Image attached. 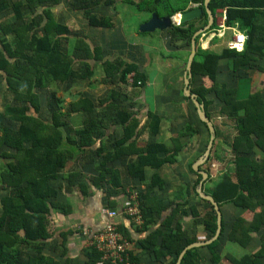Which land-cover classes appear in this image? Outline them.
<instances>
[{
	"label": "trees",
	"instance_id": "1",
	"mask_svg": "<svg viewBox=\"0 0 264 264\" xmlns=\"http://www.w3.org/2000/svg\"><path fill=\"white\" fill-rule=\"evenodd\" d=\"M117 1L73 0L72 9L83 14L89 27L112 29L113 20L107 16H97L94 11L101 5H113ZM120 1L133 5L139 13L170 18L188 11L193 5L201 8L203 15L200 19L184 25H173L167 31L171 42H181L189 51L194 34L208 23L205 0ZM56 2L57 0H0V79L13 98L11 104H7L3 112H0V264H62L57 258L45 253L48 249L54 254L59 251L61 254V245L53 239L54 234L50 228L52 211L69 212V207L59 200L63 187H60V183L56 187V182L68 186L77 182L78 188L85 195L88 194V186L108 192L109 188L114 187L113 190L124 184L122 180L114 184L117 175H109L107 162L110 159H123L137 153V161L128 163L126 167L132 178L145 182V168L158 170L174 162L178 151L177 148L171 151L164 144L156 142L148 144L144 152H136L134 144L125 148L126 142L134 141L137 125H132L129 117L124 116L127 112L123 103L128 108L134 106L128 103V95L123 92L121 95L120 91L110 90L98 104L87 97H78L76 101H71L69 111L64 107L65 101L55 97V92L52 91L53 93H49L51 103L46 104L47 114H42L43 92L52 82L70 84L72 81L90 79L96 74L95 64L101 65L105 84L117 86L126 83L133 75V87L143 89L147 85V75L136 64L122 60L105 61L101 49L94 47L88 36H74L76 45L72 53L63 47L60 37L72 36V32L53 17L52 9ZM209 8L212 14L217 10L225 11V25L237 27L247 36L245 49L241 53L227 48L217 54L197 47L191 81L192 93L204 104L212 123L214 120L209 108L216 105L219 108L217 113L234 123V138L231 142L227 137L224 138L233 157L227 168H232L225 170L220 180L207 193L219 206L232 204L238 209L253 213L251 222L243 217L236 218L229 233L231 242L245 247L250 240L249 233L258 232L264 227V87L262 92L241 101L238 88L228 86L227 83L220 84L218 77L222 63H229V73L232 76H241V71L252 69L255 65L264 72L259 66V59L264 57V25L261 24L264 0H211ZM39 9L42 11L39 12ZM10 12L14 14L13 23L4 21V16ZM26 14L31 16L29 21ZM198 40L199 38L197 42ZM76 63L83 68L76 71ZM205 81L211 83L209 88L203 84ZM184 99L194 108L198 122L207 132L206 151L210 139L208 127L198 118L191 99L185 96ZM97 109H104L105 114L101 115ZM106 111L115 112L125 133L114 148V153H107V148L102 144L98 150L94 148L96 140L104 138V131L100 128H104L103 116L106 117ZM73 113L84 114L83 128L80 130H74L68 124V118ZM160 124L159 117L148 113L146 128L150 135L159 134ZM214 128L216 139L212 152L217 140L222 138L215 125ZM188 132L192 136L198 134L192 125L188 127ZM184 134L185 131L179 136ZM180 139H173L172 142H178L181 149ZM161 154L166 159H159ZM96 156H101L102 162L96 168L94 177L84 179L85 175L78 170L61 175L68 163L77 161L79 157L83 160L86 158L87 167L91 168L89 165L95 163ZM216 158L217 162L223 163V159ZM190 169L193 171L192 165ZM201 179L202 176L199 175L193 188L195 195ZM209 182H212L210 176L205 183ZM163 185L165 182L155 176L140 197L145 217L143 228L146 231L148 226L158 225L162 212L167 210V206L170 207V202H165L164 205L156 202L151 212L144 209L154 188L162 189ZM205 203L209 210L203 219L199 218L196 207L190 206V211L197 218L195 223L201 222L206 234L212 238L217 230V215L212 205ZM107 204L112 210L116 209L111 202ZM189 204L188 199L184 204L175 205L172 214L162 222L156 233L146 243V239L139 241L137 247L145 252L155 253L157 260L169 255L177 260L186 247L196 242L183 229L182 221L178 223V218L188 217V211L182 209ZM63 237H66L65 233L57 238L61 240ZM158 237L160 240L157 246L150 244V241L153 242ZM261 241L257 254L240 260L230 258V264H264V235ZM217 246L218 242H215L205 247L213 255L212 264H220ZM200 250L201 248L189 250L182 264H198L199 259L194 254ZM85 257L84 264H107L100 259L101 254L95 247L90 248Z\"/></svg>",
	"mask_w": 264,
	"mask_h": 264
},
{
	"label": "crops",
	"instance_id": "2",
	"mask_svg": "<svg viewBox=\"0 0 264 264\" xmlns=\"http://www.w3.org/2000/svg\"><path fill=\"white\" fill-rule=\"evenodd\" d=\"M122 4L125 5L124 2L118 0L113 5H115V8H117ZM126 5L128 6V4ZM191 7L195 8L197 6L193 5ZM41 11L42 9H39V12ZM117 14L119 18L121 16L120 13L118 12ZM179 15L180 14L174 16L173 18L176 17V20H178L177 17ZM225 15L226 12L223 10H217L216 13L213 14L216 24V25L214 24L213 27H216L215 29L219 28L220 25L224 22L222 18ZM67 20L69 21V18H67ZM261 24L264 25V14L262 15ZM64 26L68 27L70 32H72V27H70L69 22ZM87 26L89 27V25ZM114 27L112 29H105V30H109L111 32L115 29ZM234 28L238 29L237 27ZM96 30H101V29H96ZM161 33H164V31H162ZM142 34L145 35L144 33ZM209 34L210 32L200 36L202 37L201 38L202 40L200 41V43L198 40L197 47H207L205 50H211L217 54H220L224 49H227V44L233 37V32L231 30H225L224 36L221 37L215 36L211 40H208ZM67 37L70 36H62L60 37V40L63 42V40L66 39ZM168 39L170 42L171 38L169 34L166 35L164 38L165 43L166 40ZM127 41L129 42V39ZM169 42L167 47L168 50L177 51L178 55L175 60L176 64L174 65V68L177 71L175 76V84L172 85V87H170L168 91L165 90L162 94H158V93L151 95L149 94V89L153 87V82L151 81V78L147 74L146 69H144V66L146 64L141 65L138 63L137 61L138 59L136 60L134 58H132L131 60L125 59L124 50L126 49V47H124L125 42H123L124 43L122 44L123 46L116 47L119 49L118 53H116L115 51L116 48H114L112 52V56L104 57V60H109V61L122 60L126 63L136 64L138 68L141 70V72L147 75V85L143 89H140L139 87L135 88L133 87L134 79L133 78L130 79V77L126 83H121L117 86L112 84H105L102 81L103 84L101 85L102 86L105 85L107 89H106V93L100 99L106 97L110 92V90L120 91L121 95L122 92L124 95H128L129 93L131 94V96L133 95L134 97L133 100L130 98L127 99L128 103L134 106L133 108H128L126 103H123L122 105L124 108H126V112H127L124 114V116L129 117L128 119L129 121H132V125L134 126L137 125L135 126L136 131L133 137L134 141L129 140L128 142H126L124 144L125 148L130 147V144H134L135 146L134 149L136 152H144V150L147 148L148 144L150 143L156 142V143L164 144V146L170 149L171 151H173L174 149L176 150V148L178 149L177 154L174 157V162L166 164L165 166H162V168L158 170L150 167L145 168V172H144L145 182H142L138 179L132 178L126 167L128 163H134L137 161L138 159L137 153L132 154L130 156H126L123 159H119L117 157L110 159L107 162V167L108 169H110L109 175L110 176L117 175V178L115 177L114 179L115 183L114 182L113 183L116 184L118 181L122 180L124 184H122V187L117 186L116 189L113 190L112 188L114 187L109 188L108 192L95 188L93 186H88L89 187L87 191L88 194L85 195L78 188L79 184L77 182L72 186H68L62 182H56L55 185L56 187L59 186V183H60V187H63V190H61L62 191L61 194H59V200L65 203L69 207V212L64 213L61 210L52 211L50 228L52 233L54 234L53 239H55L58 242V244L61 245L60 246L61 254L60 251L54 254L50 252L52 250L48 251V249L45 250V253L48 256L57 258L59 261H61L62 264H66V263L84 264V262L86 261L85 253L92 247L93 248L95 247L97 249L95 245H90L89 243L90 236L95 233H99L105 227L106 223L109 220L105 213V211L107 210L119 211V214L115 219V223L117 224L120 232L129 242L128 251L124 255V259L126 261H129L130 264H178L179 263L178 261L181 254L179 255L177 260L173 255L172 256L169 255L166 256L164 259L157 260L155 258L156 257L155 253L145 252L142 249L138 248L137 245L139 241H142L144 239H146L145 241L146 243L149 240L148 238L151 235L155 234L156 231L160 228L162 222L172 214L174 206L177 204H184L188 199L190 200V204L184 206L182 209V211L183 210L188 211V217H186L185 219L184 218L181 219V217L178 218V223L182 221L181 224L183 225V229L189 232L190 234L189 236L191 238H194L196 240L195 243H200V242L204 243L214 237L213 236L212 238H209L201 222H199L198 224L195 223V219L197 218L193 217L190 211V206L196 207L198 213L200 214L199 218L203 219V217L209 210V208L207 207V203H205L207 201L204 202V200H202L197 193V189L199 185L196 188V193L198 196L195 195L193 192V188L196 185L198 181V176L200 174L194 168H192L194 172L190 169V166L194 165L196 161L202 156V154L200 155V153L203 151L205 152V150L203 149L204 141H205V129L198 122L194 108L191 106L190 103H188L184 99V78H185L186 64L191 51L187 50L181 42H177L178 47H174L176 45L169 46L170 44ZM119 44L120 43H118V45ZM135 44L138 45L139 42ZM92 45L93 46L95 45L94 47L100 48L98 43H92ZM212 48L214 49L212 50ZM103 53L105 56L106 50H104ZM228 64L229 63L221 64L220 66L221 71L218 80L220 84L232 83V85L235 88H238L237 90L238 97L241 101L246 100L250 95L260 93L263 91L264 72H262L260 68H258L255 65L254 68L252 69L249 70L246 69L247 71L246 70L241 71V76L240 75L232 76L231 73H229L230 67ZM259 64L257 65H259L262 69H264V57L259 59ZM97 65L100 64H95L94 67H96ZM102 75L103 76H101V78L104 80L105 79L104 73H102ZM76 81H82V80H76ZM63 85H67V84H61V83L58 84L57 82H52V84L49 85V88L45 89L46 91L43 92V96L45 97L49 95V93H51L52 91H54L55 93L57 92L59 94L61 89L63 91ZM127 86L129 87L126 88ZM233 86L231 88H233ZM62 97L65 98L66 100L70 99V101H76L78 97H80V95L74 96L68 94ZM65 99L63 100L65 101ZM42 104L44 106L42 114L46 116L47 114L46 112L48 109L46 108V100L43 101V98H42ZM96 104H98V102ZM213 107L211 110L209 108L211 112L213 111ZM3 110L4 108L0 110V112H3ZM97 110L98 112L102 113L101 115L105 114L104 109H97ZM106 113H107L106 117L103 116L104 128H100L102 132L104 131V136H103L104 138L103 140H96L97 142L94 145V148L95 150H98L102 144L105 145V147L107 148V153H114L113 152L114 148L117 146V143L120 142V140L125 136V133L123 131V125L119 121V117L115 115V112L111 113V111H106ZM148 113H151L161 119L160 132L157 136L150 135L146 128V124L148 121ZM35 116L37 115L35 114ZM83 121H84L83 113H73L68 118V122H69L68 124L74 130H80L81 128H83L82 127ZM191 125L194 128H196L198 134L192 136L191 133L188 132V127H190ZM184 131L186 134L180 137L179 135ZM176 138L179 139L181 138L180 139L181 141L180 146L182 144L181 149L178 147L179 146L178 142L172 145V140ZM207 139H208V135H207ZM191 141H194L193 147L190 146ZM164 157L166 159V156L161 154L158 158L160 159ZM77 159H76L77 161L68 163L73 165V167L68 171V173H72L74 172V170H78L79 173L85 175L84 179H88V177H94V174H96L95 172L96 168L102 162L101 156H96L95 163L93 165H89L91 166V168H88L86 158L84 160L82 157H79ZM199 169L201 171L207 172L208 175L211 177V179L213 178L209 173V171H206L205 168L201 167ZM65 172L66 169L61 173V175H64ZM155 176H158L160 179H162L165 182V185H163L162 189L159 187L154 188L149 198V203H145L144 209L145 211L151 212L150 210H152V207L154 204H156V202H158L159 204L163 203V205L165 204V202H170V207L167 206V210L162 212L159 224L156 226L154 225L148 226V230L146 231L143 228L145 217H144V212L142 211L140 197L143 193L146 192L147 186L150 185L152 179ZM79 180L82 181L81 178H79ZM213 180L214 179H212V181ZM211 185H212L211 182L204 183L203 192L205 194L210 195L209 193H207V191L210 190ZM133 197H136V200H134ZM108 202H111L112 207L113 208L116 207V209L112 210L110 205L107 204ZM136 203H137V208L140 211L142 217L141 223L136 222L133 216H127L124 213V209L126 207L129 206L131 207ZM219 208L222 214V230L220 236L215 242H218L216 252L220 259V264H230L229 261L230 258L240 260L245 256H251L257 254L261 247V242H262L261 238L264 235V227L261 228L258 232L249 233L250 240L245 247L233 243L229 239V233L231 231L235 219L238 217H243L246 221L251 222L253 219V213L249 211L245 212L242 209L236 208L232 204H223L219 206ZM86 231H90V233H87ZM63 233L66 234V237H63L61 240L58 239L57 237ZM159 240L160 237L155 239L153 242L150 241L151 242L150 244L157 246L159 244L158 243ZM207 246L209 245L193 248V249L201 248V250L197 254H194V257L199 259L198 264H212L213 255L205 248ZM97 251L101 254L100 259H102L103 253L100 252L98 249ZM133 258L134 260H132ZM112 260L113 257L111 261ZM182 261L179 264H182ZM262 263H264V259H262Z\"/></svg>",
	"mask_w": 264,
	"mask_h": 264
},
{
	"label": "rangeland",
	"instance_id": "3",
	"mask_svg": "<svg viewBox=\"0 0 264 264\" xmlns=\"http://www.w3.org/2000/svg\"><path fill=\"white\" fill-rule=\"evenodd\" d=\"M136 1L138 2L139 0ZM72 3L73 0H57L55 6H53L52 9V12L54 13L53 17L57 22L62 25H65L69 22L70 27H72V36L67 37L62 42L63 47H65L70 53H72L73 49H75V37H80L82 35L88 36L91 39L92 43H98L103 55V51L106 50V54L104 57H111L113 49L116 47L123 46L122 44H124L123 42H125V59L131 60L132 58H134L136 60L138 59L137 61L139 64H146L144 66V69H146L147 74L153 82V87L149 89L150 95L156 93L162 94L165 90L168 91L169 88L175 84V76L177 71L174 68V65L176 64L175 60L178 54L177 51L168 50L167 47L169 39L166 40V43L164 41L165 36L168 35V30H165L164 33H161L162 31L157 30L152 33H144L145 35L140 32V27L144 23L149 21L152 15L146 13H139L133 5L127 6L126 4H122L121 6L117 7L118 9L115 8V5H111L109 7L101 5L100 7L95 9L94 13L97 16L108 15L107 17H110L112 20H114L113 22L115 23V29L111 32L109 30H96L87 26L88 23L84 18L83 14L72 9ZM118 12L121 15L119 18L117 14ZM26 15L29 21L31 19V16L29 14ZM4 17V21H8L9 23L14 22V14L12 12H10V14L8 15H5ZM67 18H69V21L67 20ZM201 38L202 37L199 38V43L202 40ZM128 39L129 42L127 41ZM137 42H139L138 45L135 44ZM118 43L120 44L118 45ZM169 43V46L176 45L174 47H178L177 42L174 43L170 41ZM202 48L206 49L207 47ZM213 49L214 48H212V50ZM118 50V48L115 49L116 53L119 52ZM81 68L83 67H80L78 63L74 65L75 70ZM102 73L103 70L101 66L97 65L96 75L94 77L82 81H72L70 84L63 85V91L61 89L59 94L56 92L55 97H57L58 99H65L62 96H66L68 94L74 96L81 95V98L87 97L97 103L98 100L102 98V96L106 93L107 89L105 85H101L103 84V79L101 78V76H103ZM131 78H133V76H130V79ZM205 82L206 83L203 84L209 88L211 86V83H209L208 81ZM90 84H95V86H92ZM227 84L228 86L232 85V83ZM129 86H127L126 88H128ZM129 98L133 100L134 97L133 95L131 96V94L129 93L128 99ZM45 100L46 104L50 105V94L43 97V101ZM12 101V94L5 90L4 82L2 81V79H0V110H2L7 104H11ZM65 101L66 102L64 107H66V111H69L71 101L70 99H65ZM218 110L219 108L214 106L213 111L211 113L213 114L214 125L218 128L219 132L221 133L223 141L222 138L217 140L215 144L216 146L213 152L211 153L210 159L208 160V162L201 166L207 169L213 177L212 179H214L211 182V187L209 186L210 188H212L215 183L220 180L223 175L222 173H224L225 170L232 168V166H230V168H227V164L229 163V161L233 160V157L229 147L226 145L225 142H227V140L231 142V140L236 134L235 129L233 127L234 123L229 121L226 117L220 116L217 113ZM226 137L227 140L224 139ZM206 141L207 132L205 131V141L203 146L204 150L206 146ZM172 145H174L173 142ZM193 145L194 141H191L190 146L193 147ZM204 153L205 152L203 151L200 153V155H203ZM216 157H219V159L221 160L223 159V163L217 162ZM193 166L194 165H192V168ZM72 167V164H68L65 174L68 173V171ZM86 232L90 233V231Z\"/></svg>",
	"mask_w": 264,
	"mask_h": 264
},
{
	"label": "water",
	"instance_id": "4",
	"mask_svg": "<svg viewBox=\"0 0 264 264\" xmlns=\"http://www.w3.org/2000/svg\"><path fill=\"white\" fill-rule=\"evenodd\" d=\"M210 1L211 0H205V2H204V8H205V12H206L207 17H208V23L203 29H200L199 31H197L194 34L193 39H192L191 52L189 54L188 61L186 64V71H185V78H184V96L186 98L191 99V101L193 102L194 106L197 109L198 118L200 119L201 122L206 124V126L208 127V130H209V133H210V139H209V142L207 145V149H206L205 153L198 159V161H196L193 168L202 176V179L199 183V187L197 189V193L202 200L207 201L208 203H210L212 205V207H213V209L217 215V230H216V233L212 239H210L204 243H202V242L194 243V244H191L190 246H188L181 253V255L179 257V261H178L179 263L182 261L185 254L189 250H191L193 248L206 246V245H210V244L214 243L218 239V237L220 236L221 230H222V214H221L219 205L212 196L207 195L203 192L204 183L209 178V175L207 172L201 171L199 169L202 165H204L210 159L212 149L214 147V143H215V139H216V132H215V128H214L212 121L209 119V117L206 114L204 104L200 103L198 101V96L195 93H192V90H191V81L193 79L192 65H193V62H194V59L196 56V52H197V39L201 35L211 31L214 24H215V19L213 17V14H212L210 8H209ZM202 15H203V10L199 7L191 8L188 11L181 13L179 15L178 20H176V18H172V17L171 18L170 17H159L156 14H152L151 19L149 21H147L146 23H144L140 27V32L141 33H152V32H155L157 30L165 31V30L170 29L175 24L184 25V24L189 23L191 21H195L197 19H200L202 17ZM208 37H209L208 40H211L214 37V35L210 34V35H208Z\"/></svg>",
	"mask_w": 264,
	"mask_h": 264
},
{
	"label": "built area",
	"instance_id": "5",
	"mask_svg": "<svg viewBox=\"0 0 264 264\" xmlns=\"http://www.w3.org/2000/svg\"><path fill=\"white\" fill-rule=\"evenodd\" d=\"M224 22L219 28L210 32L215 36H224L225 30H231L233 32L232 39L228 42L227 48L234 50L237 53H241L245 49V43L247 36L244 32L239 31L234 27H227L225 25L226 16H223ZM209 34V35H210ZM136 200V197H133ZM107 218L109 219L105 227L99 232L90 236V245H95L97 249L103 253L102 261L110 264H130L129 261L124 259V255L128 251L129 242L124 235L118 229L115 219L117 218L119 211H105ZM124 213L127 216H133L136 222L141 223L142 217L140 211L137 208V203L133 206L126 207ZM113 257V260L111 261Z\"/></svg>",
	"mask_w": 264,
	"mask_h": 264
},
{
	"label": "clouds",
	"instance_id": "6",
	"mask_svg": "<svg viewBox=\"0 0 264 264\" xmlns=\"http://www.w3.org/2000/svg\"><path fill=\"white\" fill-rule=\"evenodd\" d=\"M172 18H173V17H172ZM175 25H177V24H175ZM178 26H179V25H178ZM212 30H214V29H212ZM212 30H211V31H212ZM211 31H209V32H211ZM203 50H205V49H203Z\"/></svg>",
	"mask_w": 264,
	"mask_h": 264
},
{
	"label": "bare ground",
	"instance_id": "7",
	"mask_svg": "<svg viewBox=\"0 0 264 264\" xmlns=\"http://www.w3.org/2000/svg\"><path fill=\"white\" fill-rule=\"evenodd\" d=\"M176 18V17H175ZM179 19V16L177 17ZM133 222V221H132ZM137 225V224H136Z\"/></svg>",
	"mask_w": 264,
	"mask_h": 264
}]
</instances>
